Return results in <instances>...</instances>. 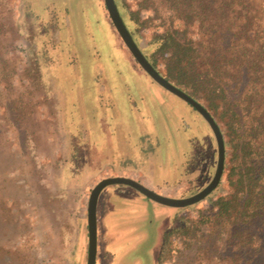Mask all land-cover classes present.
<instances>
[{"label":"rangeland","instance_id":"rangeland-1","mask_svg":"<svg viewBox=\"0 0 264 264\" xmlns=\"http://www.w3.org/2000/svg\"><path fill=\"white\" fill-rule=\"evenodd\" d=\"M140 2L118 0L147 51L165 25ZM104 16L92 0H0V264H86L87 200L104 176L187 196L214 174L209 123L133 63ZM225 150L218 185L186 206L125 183L103 187L95 264H208L195 249L214 239L211 201L230 188ZM174 216L197 224L196 236L171 233L159 262Z\"/></svg>","mask_w":264,"mask_h":264},{"label":"trees","instance_id":"trees-1","mask_svg":"<svg viewBox=\"0 0 264 264\" xmlns=\"http://www.w3.org/2000/svg\"><path fill=\"white\" fill-rule=\"evenodd\" d=\"M92 1L113 26L102 0ZM115 2L138 43L136 26ZM140 5L162 11L165 25L142 52L221 120L229 144L230 188L211 201L214 239L197 245L195 256L208 264H264V0H141ZM155 52L163 58L164 71L156 65ZM196 227L174 216L159 262L171 233L196 236Z\"/></svg>","mask_w":264,"mask_h":264},{"label":"water","instance_id":"water-1","mask_svg":"<svg viewBox=\"0 0 264 264\" xmlns=\"http://www.w3.org/2000/svg\"><path fill=\"white\" fill-rule=\"evenodd\" d=\"M105 7L107 9L108 15L117 30L119 36L123 40L124 44L134 57V59L138 62V64L145 70V72L159 84H161L166 89L175 93L189 104H191L209 123L211 126L213 133L216 138L217 143V162L214 174L209 182L204 185L198 191L187 195V196H170L157 190L152 187L146 185L145 183L135 179L131 176L126 175H108L100 178L94 186L91 188L87 206H86V218H87V232H88V245H87V257L86 264H95L96 255H97V202L98 197L106 185L110 183H125L128 184L142 194H144L147 198L155 200L159 203H163L166 205H171L175 207L186 206L192 203H195L202 198H204L207 194H209L219 183L221 179V175L224 168L225 161V142L223 138V133L218 122L215 120L213 115L209 112V110L196 98L191 96L186 90L182 89L178 85L174 84L170 81L166 76L159 72L157 68H155L145 54L142 52L141 47L137 44L126 26L117 4L115 0H103Z\"/></svg>","mask_w":264,"mask_h":264},{"label":"crops","instance_id":"crops-1","mask_svg":"<svg viewBox=\"0 0 264 264\" xmlns=\"http://www.w3.org/2000/svg\"><path fill=\"white\" fill-rule=\"evenodd\" d=\"M132 177V176H131ZM135 178V177H134ZM143 182V181H142ZM143 183H145V182H143Z\"/></svg>","mask_w":264,"mask_h":264}]
</instances>
